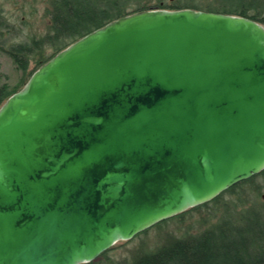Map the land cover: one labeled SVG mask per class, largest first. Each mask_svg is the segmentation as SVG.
Wrapping results in <instances>:
<instances>
[{
  "label": "water",
  "instance_id": "obj_1",
  "mask_svg": "<svg viewBox=\"0 0 264 264\" xmlns=\"http://www.w3.org/2000/svg\"><path fill=\"white\" fill-rule=\"evenodd\" d=\"M264 171V23L114 19L0 107V264H83Z\"/></svg>",
  "mask_w": 264,
  "mask_h": 264
},
{
  "label": "trees",
  "instance_id": "obj_2",
  "mask_svg": "<svg viewBox=\"0 0 264 264\" xmlns=\"http://www.w3.org/2000/svg\"><path fill=\"white\" fill-rule=\"evenodd\" d=\"M135 3V0H54L51 32L45 37L14 44L9 52L25 71L29 62L34 61L36 67L30 78L36 69L72 42L114 19L133 13L129 9ZM136 5L138 10L151 6L148 3ZM153 6L233 13L264 23V0H214L207 4L198 0H155ZM2 19L0 10V27L4 28L6 22ZM46 45L53 48V54H45ZM26 82L14 91L0 85V107ZM260 175L264 177V171ZM251 181H242L227 190L225 194L236 199L224 203V213L212 225L198 233L174 238L133 261L122 260L117 264H264V201H261L260 186L252 187L249 197L246 196L248 193L244 191ZM222 199L223 194L211 202L221 203Z\"/></svg>",
  "mask_w": 264,
  "mask_h": 264
},
{
  "label": "rangeland",
  "instance_id": "obj_3",
  "mask_svg": "<svg viewBox=\"0 0 264 264\" xmlns=\"http://www.w3.org/2000/svg\"><path fill=\"white\" fill-rule=\"evenodd\" d=\"M200 3H210L214 0H198ZM54 0H0V10L5 21L4 28L0 27V85L10 91L20 87L23 81H28L29 75L35 69L34 61L29 62V68L25 71L10 54V48L14 44L30 41L31 38L45 37L51 32L53 25ZM135 5L130 7L129 12L139 11L137 3H148L150 8L155 0H135ZM149 8V9H150ZM145 10V9H142ZM260 10V9H259ZM4 22V23H5ZM46 55L54 53L52 47H44ZM247 185L249 193L252 187L260 186L261 201H264V177L260 174L253 176ZM223 194L221 203L207 202L190 208L189 210L168 218L149 229L139 233L130 240H121L104 252L94 261L83 264H117L122 260L133 261L134 258L163 246L174 238L188 234L198 233L219 220L225 210V204L234 202L235 196ZM213 201V200H212Z\"/></svg>",
  "mask_w": 264,
  "mask_h": 264
}]
</instances>
